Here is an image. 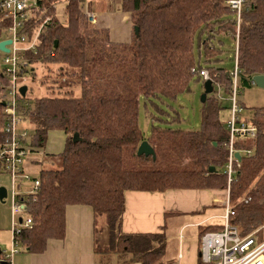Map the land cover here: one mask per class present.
<instances>
[{
	"label": "trees",
	"instance_id": "obj_1",
	"mask_svg": "<svg viewBox=\"0 0 264 264\" xmlns=\"http://www.w3.org/2000/svg\"><path fill=\"white\" fill-rule=\"evenodd\" d=\"M227 1L121 0V11L130 15L133 24L130 43H116L108 29L90 24L87 12H92L82 9L81 0L39 1L40 10L53 23L42 32L37 54L28 58L36 65L58 67L64 80L59 86L62 94L35 100L26 95L20 103L33 131L32 151L43 150L54 131H62L66 142L60 167L43 169L34 177L41 187L29 202L32 226L22 227L16 235L23 251L43 253L51 241L63 240L67 209L87 206L95 222L102 218L107 227L108 244L101 246L97 240L98 254L118 255L123 264H165V232L122 231L127 192L212 189L223 193L228 188L224 172L229 153L224 146L229 131L220 119V97L225 90L231 98L233 85L232 71L221 66L222 57L226 40H234L238 93L254 84L253 77L264 75V0H245L238 37ZM61 5H65L64 22L56 17ZM38 23L31 26V34ZM3 33L0 26V38ZM202 69L220 89L212 83L213 93L203 103L201 129L153 126L145 137L139 125L141 101L158 109L156 102L189 93L193 80L206 82L196 74ZM3 77L0 72V83ZM5 93L0 87V146L6 139ZM237 101L242 108L239 116L257 128L253 139L236 143L241 160L231 185L235 208L231 223L246 237L264 225V107L244 116L245 107ZM143 141H148L155 157L138 156ZM245 151H252L251 156ZM212 167L215 172H210ZM243 198L250 201L245 203ZM222 228L208 229L202 236ZM0 264H11V259Z\"/></svg>",
	"mask_w": 264,
	"mask_h": 264
},
{
	"label": "built area",
	"instance_id": "obj_2",
	"mask_svg": "<svg viewBox=\"0 0 264 264\" xmlns=\"http://www.w3.org/2000/svg\"><path fill=\"white\" fill-rule=\"evenodd\" d=\"M39 1L42 0H0V26L4 29L3 34L7 35L6 39H1L0 42L12 41L7 46L9 53L0 51L3 55L0 72L4 75L0 87L6 92L3 100L6 139L0 146V172L12 177V215L13 234L15 235L11 254L1 255L0 262L11 259L14 254L19 252L15 248L18 246L16 235L19 234L22 227L30 228L32 226V220L28 217L29 202L30 198L39 193L41 187L39 179L24 171L26 158L32 152L33 131L28 126L20 127L23 123H28L21 108L23 103L20 102L24 97H22L20 89L24 86L27 87L26 95H28V84L32 73L34 76L36 65L29 60L28 55L37 54L42 32L53 23L52 17H45L44 12L40 10ZM227 4L236 19L238 37L242 16L245 12V0H228ZM87 15L92 23H96L92 13L87 12ZM37 21L39 23L31 34V26ZM196 74L205 81L211 80L215 87L220 89L217 82L210 77L208 70H198ZM230 75L233 91L230 98L232 101L231 115L226 122L229 141L224 146L228 149L229 154L224 172L228 177V188L225 214L222 217L223 228L220 231L207 232L201 237L200 260L203 264H264V241L260 242L256 234L241 237L238 228L231 223V218L235 215V208L230 199L231 185L234 182L235 169L240 166V161L235 157L237 153H240L236 148V143L239 140L253 139L257 134V128L246 118L239 116L242 108L237 101L240 77L238 63L235 64ZM24 105L29 106V103H24ZM244 153L250 157L252 151ZM24 186L30 189V192L20 195L19 190ZM249 201L250 199H246L244 202L248 203ZM23 215H27L26 218L22 217ZM17 217H19L18 221Z\"/></svg>",
	"mask_w": 264,
	"mask_h": 264
},
{
	"label": "crops",
	"instance_id": "obj_3",
	"mask_svg": "<svg viewBox=\"0 0 264 264\" xmlns=\"http://www.w3.org/2000/svg\"><path fill=\"white\" fill-rule=\"evenodd\" d=\"M93 15L95 24L109 30L112 41L130 43L133 24L129 14L120 9L118 12ZM55 133L62 135V145L50 141L51 135ZM65 142L66 135L62 131L51 132L44 148L48 157L29 155L24 164L25 173L38 177L43 169H55L60 163ZM226 199L224 192L212 189L129 191L126 194L122 231L130 234L165 232L169 239L163 258L165 264H200L201 236L208 229L223 226ZM101 219L96 223L92 210L87 206H71L67 209L66 235L63 240L51 241L43 253L23 251L19 247V253L13 255L11 264H102L96 244L98 240L99 244L107 246L108 237L105 236V221ZM104 257L103 264H123L111 254Z\"/></svg>",
	"mask_w": 264,
	"mask_h": 264
},
{
	"label": "rangeland",
	"instance_id": "obj_4",
	"mask_svg": "<svg viewBox=\"0 0 264 264\" xmlns=\"http://www.w3.org/2000/svg\"><path fill=\"white\" fill-rule=\"evenodd\" d=\"M65 5L58 7L56 12V17L59 21H65ZM82 9L91 11L94 14H107L111 12H118L121 9V0H84ZM95 16V15H94ZM89 23L92 24L88 18ZM94 27L95 24H92ZM7 35L3 34L0 39H6ZM236 50V42L234 40H226L225 42V52L223 54V66L227 71L231 72L234 70L235 61L234 55ZM3 55L0 52V65L2 64ZM58 67L56 65L46 66L45 64L35 65L34 76H31V80L28 84L29 91L27 97L29 99L35 100L38 98L46 96H59L62 94L60 92L59 86L61 87L63 81L60 78V73L58 72ZM42 81V82H41ZM63 91L67 89L63 88ZM79 90H75V94H79ZM205 92L204 83L198 80H193L191 83V89L189 93H184L178 96L175 100H165L162 102H156L159 106L156 109L153 105L147 104L144 101H141L139 108V125L145 137H148L151 134L153 126L166 127L170 126L174 129H179L182 131H198L202 126V110L203 103L201 98ZM220 101L222 103L223 110L220 114V119L226 127V121L230 114V108L232 106L231 101L229 100L230 95L221 91ZM238 100L244 105V116H247L250 111L254 108L264 107V90L257 87L254 84H251L250 87H242L238 93ZM163 111V112H162ZM161 112L164 114L162 115ZM163 122H161V121ZM31 127L28 123H23L20 125ZM59 132V131H58ZM50 141H54L56 144H63L62 135L55 133L51 135ZM40 155L43 157H48L47 151L35 149L32 153H29L28 156ZM55 157L56 156H51ZM188 161H185L186 164ZM61 163V159H60ZM56 167L55 169H58ZM25 184V183H24ZM5 188L7 190V198L5 203L0 201V249L6 252H10V247L13 244V215H12V192H13V183L12 177L9 174L0 172V188ZM30 192V189L27 187H22L19 190V194H27ZM227 197V189L224 191ZM244 200V198H243ZM243 200L241 202H243ZM246 200V199H245ZM244 200V201H245ZM237 203H240L238 201ZM236 203V204H237ZM27 215L22 217L26 218ZM17 217V221H18ZM102 221V219L100 220ZM102 229V227H101ZM264 231V225L260 227L257 231H253L251 234L260 235ZM106 237L108 233L106 232ZM103 237V236H102ZM101 237V238H102ZM259 241H264V232L261 236H257ZM263 239V240H262ZM169 242V239L167 238ZM102 246V245H101ZM20 245L18 246L19 249ZM19 253V252H18ZM17 254V253H16ZM101 256V263H104L106 254H99ZM117 255L111 254V257ZM13 257V256H12ZM119 259V258H118Z\"/></svg>",
	"mask_w": 264,
	"mask_h": 264
},
{
	"label": "water",
	"instance_id": "obj_5",
	"mask_svg": "<svg viewBox=\"0 0 264 264\" xmlns=\"http://www.w3.org/2000/svg\"><path fill=\"white\" fill-rule=\"evenodd\" d=\"M135 31L138 34L139 33V28L136 27ZM11 42H12L11 40L0 42V51L4 52V53H9V49L7 48V46L10 45ZM252 81L257 87H259V88L264 90V75H258V76L253 77ZM204 88H205V92H204V94H203V96L201 98L202 103H205L206 99H207V96L213 93L212 81L211 80L206 81L204 83ZM20 92H21V95L23 97H25L26 96V92H27V87H25V86L22 87L20 89ZM74 139L78 140L79 136L75 135ZM137 154H138V156H145V157L153 156V157H155L154 149L151 147V145L148 143V141H143L141 143V145L138 148ZM235 157L239 161L241 160V155L239 153H237L235 155ZM215 171H216L215 167L210 168V172H215ZM6 198H7V190L2 187V188H0V201L2 203H5V199ZM20 221H21V219H20ZM1 253H2V250L0 249V255H1Z\"/></svg>",
	"mask_w": 264,
	"mask_h": 264
}]
</instances>
